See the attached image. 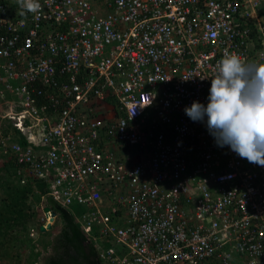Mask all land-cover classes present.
Instances as JSON below:
<instances>
[{
    "label": "built area",
    "instance_id": "2783aa9c",
    "mask_svg": "<svg viewBox=\"0 0 264 264\" xmlns=\"http://www.w3.org/2000/svg\"><path fill=\"white\" fill-rule=\"evenodd\" d=\"M39 4L0 0V155L21 182L113 241L104 264H264V166L185 112L225 54L264 64V0Z\"/></svg>",
    "mask_w": 264,
    "mask_h": 264
},
{
    "label": "trees",
    "instance_id": "16d2710c",
    "mask_svg": "<svg viewBox=\"0 0 264 264\" xmlns=\"http://www.w3.org/2000/svg\"><path fill=\"white\" fill-rule=\"evenodd\" d=\"M25 142L24 137H20ZM20 166L13 156L0 155V264H21L18 255L22 248L29 253L23 264H36L43 259L42 251L48 247V264H104L100 249L117 245L106 238L94 240L82 229L75 215L47 195V182L43 179H27L21 182ZM49 205L56 212L52 230H40L38 217L42 206ZM79 213L78 206H73ZM32 230L39 234L34 238ZM96 233V229L94 230ZM89 245V246H88ZM100 246V247H99Z\"/></svg>",
    "mask_w": 264,
    "mask_h": 264
},
{
    "label": "clouds",
    "instance_id": "9594fccd",
    "mask_svg": "<svg viewBox=\"0 0 264 264\" xmlns=\"http://www.w3.org/2000/svg\"><path fill=\"white\" fill-rule=\"evenodd\" d=\"M20 15L35 13L39 0H17ZM204 79L205 77H201ZM207 106L186 107L193 121L207 117V127L219 146L228 145L249 163L264 166V64L225 54L211 77Z\"/></svg>",
    "mask_w": 264,
    "mask_h": 264
},
{
    "label": "rangeland",
    "instance_id": "374dc122",
    "mask_svg": "<svg viewBox=\"0 0 264 264\" xmlns=\"http://www.w3.org/2000/svg\"><path fill=\"white\" fill-rule=\"evenodd\" d=\"M59 227H55L51 233H53L54 231H56ZM33 237L34 238H39V234L36 232L33 234ZM37 249L41 250L42 253H45V249L44 251L42 250L43 248L42 247H36ZM29 251L28 249L25 247V248H22V250L20 251L19 255H18V259L21 261V264L24 263V260L26 259L27 255H28ZM40 258H41V255H40ZM41 261V260H40ZM36 264H43L42 262H37Z\"/></svg>",
    "mask_w": 264,
    "mask_h": 264
},
{
    "label": "water",
    "instance_id": "95a60500",
    "mask_svg": "<svg viewBox=\"0 0 264 264\" xmlns=\"http://www.w3.org/2000/svg\"><path fill=\"white\" fill-rule=\"evenodd\" d=\"M43 211H44L45 213H49V214H50V222H48V223L46 224V227H44L43 225H40V230H41L42 232L51 229V227H52V223L54 222L55 217H56V212L53 211L49 205L44 206V207H43Z\"/></svg>",
    "mask_w": 264,
    "mask_h": 264
},
{
    "label": "flooded vegetation",
    "instance_id": "af4514ba",
    "mask_svg": "<svg viewBox=\"0 0 264 264\" xmlns=\"http://www.w3.org/2000/svg\"><path fill=\"white\" fill-rule=\"evenodd\" d=\"M54 223V222H53ZM53 223H52V225H53ZM47 231H52V227H51V229H49V230H47ZM52 234H54V233H52ZM89 246V245H88ZM42 255H44L45 256V258H46V262H47V264H48V247H46V249H45V253H43ZM40 260H41V258H40ZM39 262H42L43 264H45V262H43V259L41 260V261H39Z\"/></svg>",
    "mask_w": 264,
    "mask_h": 264
}]
</instances>
